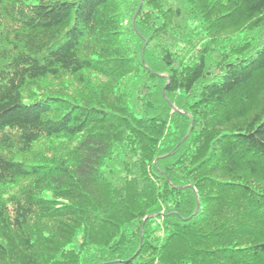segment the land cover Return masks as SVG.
Returning <instances> with one entry per match:
<instances>
[{"label":"trees","instance_id":"trees-1","mask_svg":"<svg viewBox=\"0 0 264 264\" xmlns=\"http://www.w3.org/2000/svg\"><path fill=\"white\" fill-rule=\"evenodd\" d=\"M0 264H264V0H0Z\"/></svg>","mask_w":264,"mask_h":264}]
</instances>
